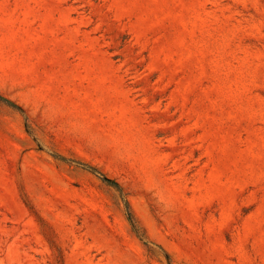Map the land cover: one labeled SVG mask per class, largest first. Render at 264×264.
I'll list each match as a JSON object with an SVG mask.
<instances>
[{
  "label": "rangeland",
  "instance_id": "rangeland-1",
  "mask_svg": "<svg viewBox=\"0 0 264 264\" xmlns=\"http://www.w3.org/2000/svg\"><path fill=\"white\" fill-rule=\"evenodd\" d=\"M0 264H264V0H0Z\"/></svg>",
  "mask_w": 264,
  "mask_h": 264
},
{
  "label": "trees",
  "instance_id": "trees-1",
  "mask_svg": "<svg viewBox=\"0 0 264 264\" xmlns=\"http://www.w3.org/2000/svg\"><path fill=\"white\" fill-rule=\"evenodd\" d=\"M88 170H92V172H95L93 171L94 169H88ZM102 180L107 183L108 185H111V186H114L117 190L121 191L119 185L115 182V181H112V180H109V179H106L105 177H102ZM123 204H124V207H125V211H126V215H127V218L132 226V229L133 231L141 238L143 239V235L140 233V230H139V227L137 225V221L135 219V216H134V213H133V210H132V207L130 205V202L123 198Z\"/></svg>",
  "mask_w": 264,
  "mask_h": 264
}]
</instances>
